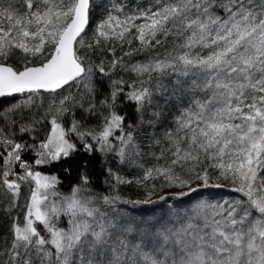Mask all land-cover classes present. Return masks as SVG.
I'll return each instance as SVG.
<instances>
[{"label": "snow or ice", "instance_id": "1", "mask_svg": "<svg viewBox=\"0 0 264 264\" xmlns=\"http://www.w3.org/2000/svg\"><path fill=\"white\" fill-rule=\"evenodd\" d=\"M91 8L92 0H0V98L57 94L38 144L24 140L36 132L31 121L20 122L27 105L19 112L0 106V195L10 194L15 206L21 184L35 185L23 224L13 220L11 242L0 247V264H264V0H150L131 11L114 2L85 44ZM106 46L107 69L105 59L95 63ZM117 46L127 50L117 56ZM17 54L19 66L9 63ZM96 72L120 76L99 105L91 101L104 83ZM78 86L88 100L59 91ZM161 103L175 115L153 138L158 151L145 166L119 106L152 124ZM74 109L95 116L99 130L82 131L84 117ZM70 133L88 151L97 150L91 137L100 151L139 169L136 179L116 175L113 184L135 183L147 190L144 199L101 195L87 174L60 193L55 176L31 170L22 153L37 149V165L68 157L76 150ZM155 181L172 191L154 200ZM169 199L175 203L159 215L136 208Z\"/></svg>", "mask_w": 264, "mask_h": 264}, {"label": "trees", "instance_id": "2", "mask_svg": "<svg viewBox=\"0 0 264 264\" xmlns=\"http://www.w3.org/2000/svg\"><path fill=\"white\" fill-rule=\"evenodd\" d=\"M114 2H122L127 6V9H130L132 6L137 5V3L134 0H92V8L90 11V23L89 27L86 29L87 36L85 38V44L91 43L92 39L94 37L95 29L97 23H99L104 16L106 15L108 11V7L111 3ZM111 46V45H108ZM105 47L104 51L100 54H98L95 57V63H99L100 59H105V67L107 69V61L111 59V56L107 53V47ZM137 42H133L132 47H136ZM127 47L125 49H120L117 46L116 54L117 56L122 55L123 51H126ZM89 50L87 47L81 48V55H84V53L88 52ZM21 57L19 54L13 56L10 58L9 63H12L14 65L19 66ZM95 72V70H94ZM95 75L102 81H104L103 85L100 86L101 88H105V85H107L106 81H109L108 83H111L112 80L120 79V76L116 75L114 72L110 73L109 76H104L102 74H99L98 72L95 73ZM124 78L126 80H129L131 77L125 74ZM123 87V85H122ZM61 91V90H60ZM127 91V89H126ZM55 93L52 94H41L42 97H52ZM32 95V94H31ZM11 101H3L0 103V106L3 108L7 106ZM120 109L123 110V114L127 115L128 120H130L132 115V108L128 106L127 104H121L119 106ZM19 112V109H18ZM37 108L36 105H31L29 109H23L22 112H20V122L21 123H28L31 121L32 127L36 128L38 127L39 123H37L38 116L36 115ZM69 121V117L64 118L62 122V126L67 127V123ZM134 131V130H133ZM148 130L146 129H139L140 138L145 141L143 138H145V133ZM71 141H73L76 145V150L72 152L68 157H62L56 164L52 165L50 168L49 166H43L41 167V171L48 174H54L57 177V180L59 183L57 184L56 188L57 191L60 193H69L70 190L78 184L80 181V178L82 175L87 174L89 177L90 184L95 192H99L101 194L102 192V184H103V168L107 165H110L114 170L118 173V175L126 180H133V175L131 174L130 170L125 169L127 166L126 164H122L118 161L117 157L113 154H107L106 158H103L98 150L90 152L85 147H83V142L78 139L77 134H71L69 135ZM88 143L96 145V142H92L91 138H86ZM24 140L31 143L32 139L28 136V134H24ZM38 141V140H37ZM23 158L28 163H33L34 160L37 159L36 151L35 149H32L29 152L22 153ZM126 170L124 173H122ZM119 191L129 196L128 200H134V199H140L143 198V193L146 191V189L138 187L135 183L132 184H121ZM3 192V189H0V193ZM188 199V198H184ZM13 202L11 201V198L7 195L6 199L4 195H0V247L6 246L5 242L10 243L11 242V234L9 229L12 227L13 220H17L18 216L13 215L15 210L7 211L5 214V205L9 206ZM18 203V202H17ZM16 203V205H17ZM175 203V200H174ZM169 205L165 204L164 201H160L159 203L152 204V205H138L137 209H145V210H155L156 215L160 214V209L167 208ZM125 210L129 211L130 214H135L132 210L133 208L130 206V204L123 205ZM24 211V210H23ZM15 218V219H14ZM39 228L42 230L41 226Z\"/></svg>", "mask_w": 264, "mask_h": 264}, {"label": "rangeland", "instance_id": "3", "mask_svg": "<svg viewBox=\"0 0 264 264\" xmlns=\"http://www.w3.org/2000/svg\"><path fill=\"white\" fill-rule=\"evenodd\" d=\"M134 1L139 5H147L150 2V0H134ZM131 8L128 9L127 11H131ZM138 23H139V21H138ZM132 79H133V77H131L129 80H127V82L130 84L132 82ZM108 82L109 81H106L107 85H105L104 89L101 88L100 86L98 87L97 91L99 94L91 97L92 103L99 105L100 101H102L108 97L109 89L112 87V85ZM66 89H67V87H66ZM68 91H71V93H73V94L80 93L82 95V99L85 101L89 99L88 96L83 95V89L79 86L75 87V88L68 89V90H61V92H63V94H65V95L68 94ZM56 95H57L56 93L52 97H42L41 94H37V93H34L32 95H24V96H21L15 100H12L7 106L4 107V109L8 110L11 107H16L18 110L20 105H27L26 107L23 108L25 110V109H29V107L31 105L32 106L36 105V108H37L36 115L39 117L37 121H40V122H39L38 127L35 128L36 132L29 133L28 136L31 139L33 137H36L38 140L37 141V144H38L39 140L44 139L45 136L47 135V133L50 131V127H51L50 121L53 118V114L48 113V106H49V104L52 103V101L56 97ZM28 97H31V99L29 100ZM153 110L160 113L159 122L153 121L152 124L140 123L137 120V116H136L134 109H132V115H131L130 120L127 121L128 126L131 127L134 130V132H138L139 129L148 130L145 133V138H143L145 141H143L140 138L139 133H135L136 138H137V142L140 144L142 151L145 153V156L143 157V163L145 166H150V164L154 162L152 159V152L158 151V149H156L153 145V138L154 137L158 138V137L162 136L165 128L168 127L169 125H171L172 118L175 115V109L170 108V107L164 105L163 103L160 104L159 108L153 109ZM74 112L76 114V119L79 120L81 118V116L84 117L83 124L86 125V127H83L81 129L82 131H90V130L98 131L99 130L100 124L98 123L97 118L95 116L89 115V113L82 112L78 109H74ZM145 119H148V117H146ZM70 120H71V117H69V121ZM69 121H68V123H69ZM68 123H67V126H68ZM61 124H62V122H61ZM125 130H127V129H125ZM37 133H38V136H37ZM71 134H75V133H70L69 135H71ZM116 134L120 135L121 133L119 132V130H117ZM67 138L69 139V141L71 143H74L73 141H71L69 136ZM91 141L94 143L96 142L92 138H91ZM96 149L99 151V153L101 154V156L103 158H106L107 154H113V153H105V152L100 151L99 145L97 143H96ZM35 151H36V155H37V149H35ZM113 155H115V154H113ZM38 158L39 157L37 155V159ZM59 160H49L47 163L39 164V165L35 164V160L33 163H28V162L27 163L29 165H31L32 171H38L43 176H49V177L55 176L56 177V175H54V174H48L46 172L44 173L43 171H41V167L49 166L51 163L58 162ZM126 166L127 167L125 169L131 171V174L133 175L132 176L133 180L136 179L139 175L140 170L134 169V167L131 163L126 164ZM125 169L122 173H124L126 171ZM14 171L18 172L19 174H23L24 170L23 169H14ZM109 172H111L113 175H109ZM103 173H104L103 181H102L103 182V184H102L103 190L101 192V195H117L118 194L121 197V199L128 200L129 196L124 195L119 191L121 184H116V185L113 184V181L115 180L116 175H118V173L114 170V168H112L110 165H107L103 168ZM11 179H16V176L15 175L12 176ZM155 183L157 184L158 187H157L156 194L153 196L154 200L156 199L157 196L164 195V194L168 193L169 191H172V190L167 189V188H163L161 190L159 188V185L162 183L161 181H155ZM150 186H151V182H150ZM34 187H35L34 183L30 180L23 182L21 184L20 193H19L18 197L15 198V206H12L13 203L9 206L5 205V214L7 213V211H12V210H15V212L13 213L15 218H16V216H18V214H20V216L17 217L16 221L18 223H20L21 225L24 222V214L26 212L25 206L28 203V200H29V197L31 194V189ZM203 191L213 192V193L222 192L225 194V196L233 195V194L228 193L227 190H225V189H207V190H203ZM97 193H99V192H97ZM8 196L11 198V201L13 202L12 196L10 194ZM6 197L7 196H5V199H6ZM142 199H144V197L140 198V199H134V200H142ZM16 203H17V205H16ZM173 203H174V199H169L167 205H171ZM130 206L133 208V205L130 204ZM137 206H136V208H137ZM41 228H42V226H41Z\"/></svg>", "mask_w": 264, "mask_h": 264}, {"label": "water", "instance_id": "4", "mask_svg": "<svg viewBox=\"0 0 264 264\" xmlns=\"http://www.w3.org/2000/svg\"><path fill=\"white\" fill-rule=\"evenodd\" d=\"M34 93H37V94H51V93H54V92H49V91H46V90H40V91L34 92ZM27 94H30V93L15 94L13 97L0 98V103L3 102V101H12V100H15V99H17V98H19L21 96L27 95Z\"/></svg>", "mask_w": 264, "mask_h": 264}, {"label": "flooded vegetation", "instance_id": "5", "mask_svg": "<svg viewBox=\"0 0 264 264\" xmlns=\"http://www.w3.org/2000/svg\"><path fill=\"white\" fill-rule=\"evenodd\" d=\"M31 94H34V93H30V94H27V95H31ZM52 94V93H51ZM57 162H53V163H51L50 165H49V168L52 166V165H54V164H56Z\"/></svg>", "mask_w": 264, "mask_h": 264}]
</instances>
